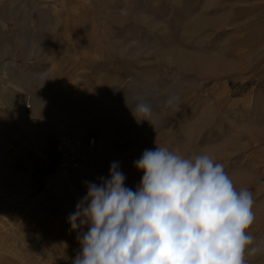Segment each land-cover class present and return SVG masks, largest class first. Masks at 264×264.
<instances>
[{
    "label": "rangeland",
    "instance_id": "374dc122",
    "mask_svg": "<svg viewBox=\"0 0 264 264\" xmlns=\"http://www.w3.org/2000/svg\"><path fill=\"white\" fill-rule=\"evenodd\" d=\"M23 103L32 127L97 143L74 181L45 162L49 132L27 147L46 159L34 189L0 163V264H72L86 182L118 162L135 191L134 162L157 146L214 154L253 193L264 241V0H0V106Z\"/></svg>",
    "mask_w": 264,
    "mask_h": 264
},
{
    "label": "clouds",
    "instance_id": "9594fccd",
    "mask_svg": "<svg viewBox=\"0 0 264 264\" xmlns=\"http://www.w3.org/2000/svg\"><path fill=\"white\" fill-rule=\"evenodd\" d=\"M134 166L143 172L135 191L118 162L109 178L86 182L68 217L80 244L72 264H248L264 254L250 231L253 193L214 154L157 146Z\"/></svg>",
    "mask_w": 264,
    "mask_h": 264
},
{
    "label": "crops",
    "instance_id": "0c3cea01",
    "mask_svg": "<svg viewBox=\"0 0 264 264\" xmlns=\"http://www.w3.org/2000/svg\"><path fill=\"white\" fill-rule=\"evenodd\" d=\"M12 100L14 101L15 98H12ZM24 114V103L19 108L16 106H0V151L10 145L16 146V149L11 151L3 162L10 165L30 189H34L38 185L34 172L36 169L45 170L42 166V161L46 159L42 155L43 147L40 149L39 146H36L34 155L27 147L33 141L44 145L48 132L56 138L58 130L55 126L53 129L48 130L46 126L38 122H31L34 126L32 127L31 124L25 123ZM55 138L51 145L52 147Z\"/></svg>",
    "mask_w": 264,
    "mask_h": 264
},
{
    "label": "built area",
    "instance_id": "2783aa9c",
    "mask_svg": "<svg viewBox=\"0 0 264 264\" xmlns=\"http://www.w3.org/2000/svg\"><path fill=\"white\" fill-rule=\"evenodd\" d=\"M30 104V97L26 100V106ZM95 136L87 137L85 140L78 139L71 134L61 133L56 136L52 147L53 163L46 161L56 172H60L68 181H74L82 172L88 156L96 148ZM15 145H10L0 151V163L7 158Z\"/></svg>",
    "mask_w": 264,
    "mask_h": 264
},
{
    "label": "bare ground",
    "instance_id": "6f19581e",
    "mask_svg": "<svg viewBox=\"0 0 264 264\" xmlns=\"http://www.w3.org/2000/svg\"><path fill=\"white\" fill-rule=\"evenodd\" d=\"M75 136H77L78 137V139H83L84 140V137H83V135H75ZM58 174H61L60 172H58ZM61 178L63 177L64 178V176L61 174V175H59ZM64 180V179H63ZM62 179L60 180V178L59 179H57V180H54L53 181V184H52V188H54V189H59V190H62L63 188H64V183H62V181H63ZM69 185V184H68Z\"/></svg>",
    "mask_w": 264,
    "mask_h": 264
}]
</instances>
